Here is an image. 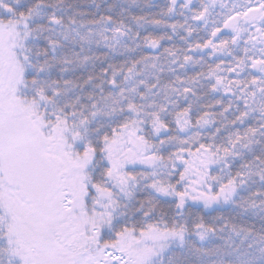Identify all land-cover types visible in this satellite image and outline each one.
Segmentation results:
<instances>
[{
  "label": "snow or ice",
  "instance_id": "1",
  "mask_svg": "<svg viewBox=\"0 0 264 264\" xmlns=\"http://www.w3.org/2000/svg\"><path fill=\"white\" fill-rule=\"evenodd\" d=\"M0 264H264V0H0Z\"/></svg>",
  "mask_w": 264,
  "mask_h": 264
},
{
  "label": "trees",
  "instance_id": "2",
  "mask_svg": "<svg viewBox=\"0 0 264 264\" xmlns=\"http://www.w3.org/2000/svg\"><path fill=\"white\" fill-rule=\"evenodd\" d=\"M160 2H162V0H160Z\"/></svg>",
  "mask_w": 264,
  "mask_h": 264
}]
</instances>
